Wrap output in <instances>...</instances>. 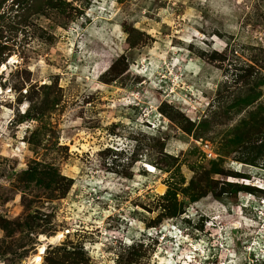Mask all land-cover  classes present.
I'll use <instances>...</instances> for the list:
<instances>
[{
  "label": "rangeland",
  "instance_id": "374dc122",
  "mask_svg": "<svg viewBox=\"0 0 264 264\" xmlns=\"http://www.w3.org/2000/svg\"><path fill=\"white\" fill-rule=\"evenodd\" d=\"M263 181L264 0H0V264H264Z\"/></svg>",
  "mask_w": 264,
  "mask_h": 264
},
{
  "label": "bare ground",
  "instance_id": "6f19581e",
  "mask_svg": "<svg viewBox=\"0 0 264 264\" xmlns=\"http://www.w3.org/2000/svg\"><path fill=\"white\" fill-rule=\"evenodd\" d=\"M96 15V14H95ZM172 49H175V47H171ZM203 64V63H202ZM12 96V95H11ZM158 113V112H157ZM156 117V116H155ZM154 127H157L156 125H153ZM146 131V130H145ZM147 132V131H146ZM117 148V147H116ZM117 150V149H116ZM138 166V165H137ZM143 166H144V168H145V170H147V171H149V172H155L156 171V168H155V166L152 164V163H150V162H147V161H145L144 163H143ZM139 167V166H138ZM136 176V175H135ZM143 177V176H142ZM139 179V178H138ZM260 185V184H259ZM261 186V188L262 189H264V181L262 182V184L260 185ZM165 185L164 184H160V185H158L157 186V188H156V190H157V193L159 194V195H162V194H164L165 193ZM133 192V191H132ZM264 199V198H263ZM249 201L250 200H248V202H247V204L249 203ZM264 203V200L263 201H260V203ZM261 205V204H260ZM258 209L259 210H261V213H262V215H264V205L262 204V206H260V207H258ZM196 216V215H195ZM168 222H165L164 224H163V228H162V234H166L165 232H168ZM246 225H252L251 223H246ZM69 231V230H68ZM215 231V230H214ZM67 232V230L66 229H58V230H56V231H54V233L53 234H51V235H46V234H44V233H42L41 234V236H40V240L42 241V248L43 249H46L47 248V244L48 243H52V244H59L64 238H65V233ZM218 232L216 231L215 232V235L217 234ZM171 236H173L174 238H176L177 239V241H178V245H180V244H184L185 245V243H184V241H191V240H186V238L184 237H181V236H177V234L175 233H172V235ZM182 238V239H181ZM188 239V238H187ZM191 244V247L186 251L185 249H181L180 251H179V253H180V256H178V258L177 259H172L171 260V258L169 259V260H166L165 259V257L164 256H162V257H160L158 260H159V262H158V264H191V263H193V262H196L195 261V258L197 257V256H200V257H202L201 259H203V258H205V257H203V254H205V250L204 249H202L201 248V245L199 244V243H197V244H193V243H190ZM99 243H97L96 244V246L95 247H99ZM227 246V245H226ZM255 248H257V247H255ZM254 249V247H252V246H248V248H247V250H253ZM191 250V251H190ZM218 252V251H217ZM178 253V252H177ZM190 254V255H186V258H184V255L185 254ZM216 253V252H215ZM260 257H264V247L262 246L261 247V249H260ZM200 260V259H199ZM39 261V257L38 256H36V255H32L31 257H30V259H29V262L30 263H33V262H38ZM222 264H224V263H222Z\"/></svg>",
  "mask_w": 264,
  "mask_h": 264
},
{
  "label": "clouds",
  "instance_id": "9594fccd",
  "mask_svg": "<svg viewBox=\"0 0 264 264\" xmlns=\"http://www.w3.org/2000/svg\"><path fill=\"white\" fill-rule=\"evenodd\" d=\"M123 149H124V148H120V149H117V150H123ZM255 185L261 188V186H260L259 184H255ZM204 260H205V259H204ZM193 263H196V264H203L204 261H203V262H200V263H197V262H193Z\"/></svg>",
  "mask_w": 264,
  "mask_h": 264
}]
</instances>
